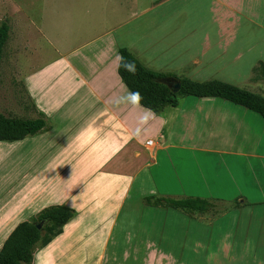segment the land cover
Returning <instances> with one entry per match:
<instances>
[{
  "label": "crops",
  "instance_id": "1",
  "mask_svg": "<svg viewBox=\"0 0 264 264\" xmlns=\"http://www.w3.org/2000/svg\"><path fill=\"white\" fill-rule=\"evenodd\" d=\"M210 1L214 35L210 41L206 35L205 53L189 52L183 63L191 65L197 81L218 79L264 96V73L255 71L264 63V0ZM2 2L22 13L10 0ZM123 22L119 30L121 23L105 18L70 37L31 20L14 44L18 52L10 61L19 69L14 81L22 99L13 113H0L42 118L45 126L22 139L0 141V248L19 222L35 221L42 209L64 205L72 211L59 230H42L50 240L36 242L30 264H72L73 254L90 252L102 264L105 252L119 255L122 249L123 260L116 256L106 264H157L159 255H168L155 245L154 224L163 217L131 213L126 199L134 185L142 192L135 197L140 202L150 194L225 201L240 194L247 204L240 215L248 219L246 233L264 238L263 215L254 211L264 206L263 119L217 97L179 96L176 106L158 112L140 106L117 73L118 50L126 48L145 67L154 56ZM187 45L198 48L195 39ZM255 215L261 219L251 230ZM197 218L192 235L202 240L213 218L206 220L209 226ZM133 223L144 224L146 235L130 234Z\"/></svg>",
  "mask_w": 264,
  "mask_h": 264
},
{
  "label": "rangeland",
  "instance_id": "2",
  "mask_svg": "<svg viewBox=\"0 0 264 264\" xmlns=\"http://www.w3.org/2000/svg\"><path fill=\"white\" fill-rule=\"evenodd\" d=\"M10 1L15 9L18 7L22 12H16L6 6V3H0V23L6 21L9 25V39L4 45L0 63V111L10 114L14 112V105L19 102V99H22L21 95H17L18 85L14 81L19 69L17 63L10 60L18 52V47H14V44L17 43L19 34L27 24L31 23V20L34 23L43 24L49 32L54 28V31H63L65 35L70 37L72 32H83L84 34L95 24L100 26L105 18L113 20L116 24L121 23L119 30H122L125 24L123 21L126 20L127 26L134 27L136 35L133 37H135V41L137 39L138 45L141 47L148 45L152 49L150 55L154 57L151 62H147L148 68L162 72H166L167 69H175L171 70L173 72L170 73H178L182 77L189 76L194 80H199V78L189 71L191 65L185 64L183 61L189 56V52L196 51L197 53L200 51L202 54L205 53L207 50L205 42L208 38L209 41L211 40L215 29L213 25L215 15L211 12L210 0ZM131 16L132 18L129 20ZM193 35L196 36L193 38ZM194 39L198 48H191L187 45ZM66 40L67 37L64 41ZM126 40L122 39L123 42ZM165 81L170 82L169 80ZM140 193L142 192H137L136 185L129 191V197L126 201L133 205L131 206V213L138 215V217L150 215L159 220L163 217V221L154 224L157 226L155 245L168 255H159L157 264L164 263L165 260L168 261L167 259H169L167 262L169 264H244V262L245 264H255L258 263L259 259H264L261 256L264 252V238L250 237L248 236L249 232L246 233L245 231L247 230L248 219L240 215L242 213L241 208L247 204L242 195L239 194L234 198L239 202L237 207H233V199L224 200L231 206L229 213L192 215L172 208L166 211L161 207H158V211H146L144 202L135 198ZM222 204L226 205L225 203ZM254 211L262 214L264 218V206L255 207ZM122 212V214L127 212L126 205L122 207ZM182 216L186 218L187 232L185 231V221L181 219ZM197 216L203 217V222H205L203 225L206 226H209L206 224V220L213 218L211 219L213 220L212 231L211 233L209 231L201 233L206 236L202 240L193 238L194 233L192 232H195L193 231L195 227L193 223L195 220L199 221ZM259 217L261 215L253 216L254 220L250 224L251 230H253L255 223H258L256 220L261 219ZM126 225L120 224L123 227ZM144 227V224L133 223L130 234L137 230L136 237L140 239L142 235H146ZM254 233L251 232L250 235ZM89 249L93 250L94 248ZM114 255H108V251L105 252L102 264L114 261L116 256L123 260L125 258L124 249L119 255ZM97 256L93 252L87 255L76 253L71 256L72 264H95ZM161 258L162 260H160Z\"/></svg>",
  "mask_w": 264,
  "mask_h": 264
},
{
  "label": "trees",
  "instance_id": "3",
  "mask_svg": "<svg viewBox=\"0 0 264 264\" xmlns=\"http://www.w3.org/2000/svg\"><path fill=\"white\" fill-rule=\"evenodd\" d=\"M8 36L9 25L6 21H2L0 23V63ZM118 56L117 73L124 87L140 106L148 110L158 112L165 106H176L179 96L217 97L255 112L264 121V96L257 92L218 79L197 81L175 73L152 70L145 67L126 48H119ZM126 65L132 66L134 70H128ZM258 70L264 73V63L259 62L255 67V71ZM44 126L45 122L42 118L26 119L0 113V141L22 139L38 132ZM143 202L148 206L172 208L189 214L215 215L226 213L231 208L228 202L222 199L198 196L151 195L144 197ZM232 205L237 207L239 202L233 199ZM71 215L72 211L68 207L52 205L42 209L35 221L19 222L2 243L0 264H30L36 242L43 239L42 230L47 229V232L54 228L59 230ZM38 222H42L40 229L35 226ZM49 240V235L43 239L44 242Z\"/></svg>",
  "mask_w": 264,
  "mask_h": 264
},
{
  "label": "water",
  "instance_id": "4",
  "mask_svg": "<svg viewBox=\"0 0 264 264\" xmlns=\"http://www.w3.org/2000/svg\"><path fill=\"white\" fill-rule=\"evenodd\" d=\"M175 88H177V86H175ZM41 223L42 222L35 223L36 228L40 229L42 225Z\"/></svg>",
  "mask_w": 264,
  "mask_h": 264
},
{
  "label": "clouds",
  "instance_id": "5",
  "mask_svg": "<svg viewBox=\"0 0 264 264\" xmlns=\"http://www.w3.org/2000/svg\"><path fill=\"white\" fill-rule=\"evenodd\" d=\"M126 67L128 68V70L132 71L134 70V68L132 66L126 65Z\"/></svg>",
  "mask_w": 264,
  "mask_h": 264
}]
</instances>
